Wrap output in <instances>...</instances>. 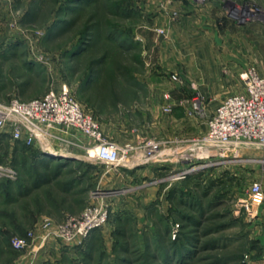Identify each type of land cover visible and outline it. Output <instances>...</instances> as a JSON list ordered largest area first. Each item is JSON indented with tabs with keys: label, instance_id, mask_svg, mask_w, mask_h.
Listing matches in <instances>:
<instances>
[{
	"label": "rangeland",
	"instance_id": "obj_1",
	"mask_svg": "<svg viewBox=\"0 0 264 264\" xmlns=\"http://www.w3.org/2000/svg\"><path fill=\"white\" fill-rule=\"evenodd\" d=\"M176 1L93 0L66 14L62 5L67 0H0L1 102L12 98L31 101L67 86L85 112L101 123L110 141L138 146L148 139H160L167 145L156 159L140 158L114 168L87 160L83 149L76 150L82 160H60L41 153L46 160H71L72 175H62L15 204L6 205L0 198V264H161L160 259L149 258V253L158 255L159 246L167 249L180 231L192 235L194 226L181 219L178 210L207 218L193 233L197 238L192 239L195 253L191 264H215L216 259H222L221 264H254L261 254L264 238L253 224L262 205L252 207L258 212L251 219L241 204L254 181L264 187V161L258 159L263 152L253 148L237 155L207 156L193 144L205 136L207 119L220 101L245 91L244 75L250 68L264 77V0H180L182 6L192 1L199 7L219 1L226 15L233 6L248 14L245 23L233 20L230 28L225 24L219 28L216 42L210 41L214 59H207L203 69L195 49L207 45L209 38L196 44L200 39L189 36L192 43L176 45L183 59L181 68H170L164 59L154 64L148 61L142 29L182 44L183 40L172 34V26L183 17ZM64 17L70 24L59 26L61 30L57 24ZM86 27H98L101 33L86 53L70 59L68 51ZM110 28L134 35L141 44L139 50H117L116 42L106 39ZM160 28L165 33L159 34ZM105 53L111 56L99 67L100 79L85 87L92 61ZM138 56L143 60L141 65L135 59ZM116 66L135 80L117 78ZM178 90L184 91L181 102L185 109L175 111L174 106L172 112H166L165 94L169 93L174 103L178 100L174 97L181 95ZM194 97L202 103L199 114L193 110ZM18 143L0 133V165L17 172L15 179L0 176V180L27 177L29 170L16 169L14 161L26 162L30 168L34 165L32 155L37 149ZM191 168L190 174L177 178L179 172ZM73 175L83 178L84 191L79 187L61 193L60 183ZM177 196L193 208L179 205ZM91 207H108L106 222L81 243L77 237L68 240L61 230L70 220L80 221ZM165 226L171 229L170 236L164 234ZM16 238H24L22 249L13 246ZM214 240L221 246L213 248ZM84 252L91 258H83Z\"/></svg>",
	"mask_w": 264,
	"mask_h": 264
},
{
	"label": "built area",
	"instance_id": "obj_2",
	"mask_svg": "<svg viewBox=\"0 0 264 264\" xmlns=\"http://www.w3.org/2000/svg\"><path fill=\"white\" fill-rule=\"evenodd\" d=\"M201 3L205 0H196ZM227 17L231 21L245 23L248 14L242 7L230 8ZM159 34L165 30L157 29ZM245 76V91L229 95L207 119L205 136L193 146L205 150L202 155L222 156L225 152L239 154L243 149H258L263 152L264 161V77L250 68ZM177 76L174 75V78ZM193 110L203 112L199 97L191 99ZM164 109L174 110L169 93L165 94ZM0 133H7L16 142L35 147L40 153L60 159L70 157L82 160L77 153L85 150L87 160L96 161L111 168L126 166L137 159H156L167 148L166 142L148 139L142 145H121L110 141L102 132L101 123L79 105L67 86L60 90H50L41 98L23 101L12 98L9 102L0 101ZM77 150V151H76ZM138 165V164H133ZM195 168V167H194ZM191 169L179 172L177 178L183 179ZM0 176L11 179L17 177L12 168L0 165ZM247 200L241 207L248 210L251 219L258 211L252 207L264 205L263 183L254 181L248 188ZM109 217V208L88 209L80 221L70 220L62 229L68 240L77 237L81 243L95 228L100 227ZM24 238L13 240V246L22 249Z\"/></svg>",
	"mask_w": 264,
	"mask_h": 264
},
{
	"label": "trees",
	"instance_id": "obj_3",
	"mask_svg": "<svg viewBox=\"0 0 264 264\" xmlns=\"http://www.w3.org/2000/svg\"><path fill=\"white\" fill-rule=\"evenodd\" d=\"M91 1L93 0H67V2L64 5H62V7L66 11V14H67L68 12L75 11V10H78V8H81L79 7V5H82V6L87 5ZM59 12H60V9L58 10V13ZM68 21L69 20L65 17L61 19V23L57 24L58 28H61L62 30L63 27H59V26H62L63 24H66V25L70 24V22ZM97 28L98 27H94V28L86 27L85 28V31H83L82 35H80L78 43L74 45L72 50L68 51L69 52L68 55L70 59H76L77 57H79V55L86 53L91 47H93V44L95 43V38L97 39V37L101 33L99 29ZM110 29L111 30L108 36L106 37V39L109 42L110 41L116 42L117 50H121L122 53L139 50L141 44L135 40L134 35H131V34L127 35V34L121 33L117 29H113V28H110ZM110 56L111 54L105 53L99 56L98 58H95L92 61L90 70H88L87 73L85 74L86 76L85 81H84L85 87H91L92 85L96 83L97 79H100L99 77L101 75H100L99 67H103L104 64H106L108 60L110 59ZM135 59H137V64L141 65L143 63V60L140 59L139 56L136 57ZM124 70L120 68V66L115 67V75L117 76V78L120 77L126 81L135 80L134 77L133 79H131L129 76H127L128 74L127 72L124 73L125 72ZM23 148H27L26 151H28V153L31 151L29 147L23 146ZM40 154L41 153L39 152V150H37L36 153L32 155V158H33L32 161L34 162V165H31L32 166L31 168L26 167L27 163L25 161H23L25 162V164L24 163L20 164L17 161L13 162L14 163L13 166H15L16 169L18 168L20 170L21 168V170L23 171L25 170L24 172L29 170L27 177L21 175V178H18L17 181H11L9 179L0 180V198H2V202L4 204L6 205L12 204V203L15 204L17 203L19 199L30 196L33 191L48 185L50 182H53V180H57L58 178L62 177V175H66V176H68V174L72 175L70 170H73V169L70 166L72 165L71 163L73 162L71 160H67V162H62L56 159L46 160L42 158ZM14 155L15 157L17 156L16 148H14ZM72 172H76V170ZM82 179L83 178L81 176L73 175L70 178H68L66 181L60 183L59 187H60L61 193L68 194V192H72L74 189L77 190V188L79 187L80 189H82L81 191H84V189L81 188ZM177 197L180 198L179 205H182V207L183 206L185 207L186 205L189 206L188 202L185 199H183L182 196H177ZM45 199L49 200L48 194H46ZM195 205H198V204H195ZM189 207H192V206H189ZM177 212H178V215L181 217V219L186 220L190 226H194L193 231L191 232L192 235H189L185 233L184 231H180L177 240H174V241L171 240L170 241L171 244L169 245L167 249H165L163 246H159L160 251L158 255H155V253H149L148 255L149 258L151 259L158 258L161 260V264H191L192 259H193L192 257L195 253V249H194L195 247H193L192 245L193 244L192 239L197 238V236L195 234L194 236L193 233L198 231V226L199 224H201V222H203V219H207L205 218L203 214H199L196 217L194 215L192 216L191 214H186L184 212L182 213L179 210ZM164 229H165L164 230L165 233L163 232L164 234L166 235L170 234L171 229L168 228V226H165ZM212 242L213 243L211 246L213 248L215 246L216 247L221 246L220 244L218 245L216 244L218 243L216 242V240ZM86 257L91 258V254L89 252H84L83 258H86ZM121 261L126 262L125 259H121ZM222 261H223L222 259L220 260V262L217 261L216 259L215 264H221ZM150 264H155V263H150Z\"/></svg>",
	"mask_w": 264,
	"mask_h": 264
},
{
	"label": "crops",
	"instance_id": "obj_4",
	"mask_svg": "<svg viewBox=\"0 0 264 264\" xmlns=\"http://www.w3.org/2000/svg\"><path fill=\"white\" fill-rule=\"evenodd\" d=\"M176 3L177 6L181 8L180 11H182L183 17L179 24L172 26V34H177L178 38H180L181 41L183 40L182 44L181 42H179V40H177L179 42L178 43L173 38L164 40L163 37H159L151 29H149L148 31L147 29H142L141 37L143 39V47L146 49L147 58H149L148 61L154 64L158 61L160 62L161 59H164L165 61H167L166 64L169 65L170 68L173 69L177 68L178 66L181 68L183 59L182 56H179V50L177 49L176 45L186 46L187 42L188 44L192 43L189 36H194L200 39V41L196 44H200L203 39L206 40L207 38H209V40L207 39V45L203 46V43L201 44L202 47H198L195 49L196 53H198V60H201V68L203 69L204 62L207 61V59H214V55L212 54V52H210L213 51V46H211V39L216 42L219 28H223V24H225L227 27L229 26L228 28H230L235 22H232L220 9L219 1H213V3L211 2L204 7H199L192 1H186V3L183 2V6L182 2L180 3V0L176 1ZM203 33H206L207 35H204ZM160 47H165L167 48V50L162 49V51H160ZM207 52H210L211 54L207 55ZM178 91L181 95L178 98L174 97V100L178 99L179 101H174L173 104L176 109L175 111L182 110L183 112V110L185 109L183 106L186 104L181 102L183 101V97L181 98V96H183L184 91ZM177 121H182V119L175 120V122ZM259 209L261 210L260 216H258L253 225H256V228L260 232V235H262L261 238H264V205H262ZM262 249L263 250L261 251V254L256 258L254 264H264V246Z\"/></svg>",
	"mask_w": 264,
	"mask_h": 264
},
{
	"label": "bare ground",
	"instance_id": "obj_5",
	"mask_svg": "<svg viewBox=\"0 0 264 264\" xmlns=\"http://www.w3.org/2000/svg\"><path fill=\"white\" fill-rule=\"evenodd\" d=\"M65 159V158H64ZM60 160H63V159H60ZM201 165V164H200Z\"/></svg>",
	"mask_w": 264,
	"mask_h": 264
}]
</instances>
